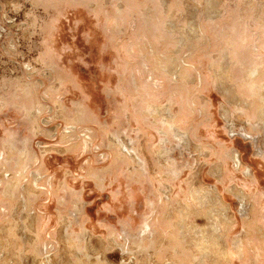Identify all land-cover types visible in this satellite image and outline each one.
Wrapping results in <instances>:
<instances>
[{
	"label": "rangeland",
	"instance_id": "rangeland-1",
	"mask_svg": "<svg viewBox=\"0 0 264 264\" xmlns=\"http://www.w3.org/2000/svg\"><path fill=\"white\" fill-rule=\"evenodd\" d=\"M263 82L264 0H0V264H264Z\"/></svg>",
	"mask_w": 264,
	"mask_h": 264
},
{
	"label": "bare ground",
	"instance_id": "bare-ground-1",
	"mask_svg": "<svg viewBox=\"0 0 264 264\" xmlns=\"http://www.w3.org/2000/svg\"><path fill=\"white\" fill-rule=\"evenodd\" d=\"M250 73H251V75H256L257 68H255V67L252 68ZM260 89H262L264 91V82L260 84ZM258 99L261 102V107L259 108V113H258V119L261 116L264 120V95H259Z\"/></svg>",
	"mask_w": 264,
	"mask_h": 264
}]
</instances>
